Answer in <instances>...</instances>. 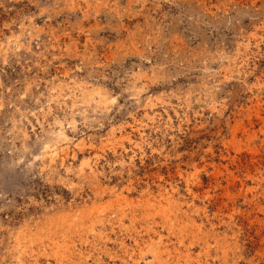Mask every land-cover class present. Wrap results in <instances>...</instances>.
Masks as SVG:
<instances>
[{
  "label": "rangeland",
  "instance_id": "1",
  "mask_svg": "<svg viewBox=\"0 0 264 264\" xmlns=\"http://www.w3.org/2000/svg\"><path fill=\"white\" fill-rule=\"evenodd\" d=\"M158 3L147 14L123 17L121 28L108 7L97 4L94 18L85 19L80 0H61L54 20L45 15L33 22L39 40L32 41L31 52L22 49L20 63L9 54V64L0 65L7 103L37 75L45 91L57 69L64 71L62 63L130 62L133 57L121 59L128 32H135L129 20L156 31L177 65L192 57L207 61L194 62L199 87L190 106L156 109L164 121L171 119L167 135L151 127L134 130L131 117L128 127L117 117L103 129H85L81 139L91 146L68 154L84 174L73 179L77 187L38 180L31 193L35 203L26 212L0 215V264H232L233 244L241 243L236 229L244 236L247 264H264V7L261 0ZM120 7L134 11L138 5L120 0ZM38 11L23 0L15 12L0 10V23L15 18L28 27L23 18ZM237 13L241 22L230 25ZM13 31L19 36L21 29ZM5 36L12 33L5 30ZM61 54L63 60H53ZM28 60L41 67L52 63L46 71L29 64L25 72ZM204 67L207 72L199 71ZM11 111L6 108L3 118ZM142 138L143 152L131 150L130 141ZM166 193L171 201L161 195Z\"/></svg>",
  "mask_w": 264,
  "mask_h": 264
},
{
  "label": "clouds",
  "instance_id": "2",
  "mask_svg": "<svg viewBox=\"0 0 264 264\" xmlns=\"http://www.w3.org/2000/svg\"><path fill=\"white\" fill-rule=\"evenodd\" d=\"M22 2L0 0V10L15 12L16 5ZM28 3L35 4L39 9L38 13L23 18L29 22L28 27L15 18L0 23V65L9 64V54L16 57V63H20L21 50L31 52L32 41L39 40L33 22L38 16L45 15L48 21L54 20L57 15L54 9L59 8L61 0H28ZM135 3L138 7L130 11L128 7H120V0H111L110 4L104 3V0H80L85 19L94 18L95 7L100 4L110 9L113 18L120 21L121 28L123 17L147 14L159 7L158 0H135ZM261 6L264 7V0H261ZM242 15L237 13L229 18L228 23L239 24ZM176 21L177 18H174L173 22ZM179 22L184 23V20L179 19ZM128 25L135 32H128L127 47L121 50V59L133 57L130 62H105L101 65L91 58H85L71 68H66L62 63L60 68H64V71L57 69L59 74L46 82L48 86L45 91L40 90L45 82L37 75L22 91L14 93L15 99L11 102L6 103L4 94L0 93V215L26 212L35 203L31 193L36 190L38 180L69 188L77 187L73 179L83 178L84 174L81 168L73 167L75 156L69 160L68 154L69 151L91 146L81 139L85 129H103L117 117L125 118L121 126L128 127L126 118L131 117L135 121L132 125L134 130L151 127L167 135L165 130L172 128L171 119L164 121L156 109L176 111L190 106L192 96L198 95V72L194 68L198 58L192 57L186 64L177 65L171 53L161 49L156 31L140 28L139 21L129 20ZM15 27L21 29L19 36L13 31ZM5 30L12 33L11 38L5 36ZM41 57L47 59L43 54ZM58 59L63 60V54L53 57V60ZM145 61L150 63L146 64ZM198 62L207 64L205 60ZM51 63L49 61L47 66H51ZM112 63H117V66L112 67ZM29 64L46 71L47 66L41 67L38 62L28 60L22 65L25 72L31 71ZM199 71L207 72L208 69L204 67ZM2 72L3 67L0 66ZM153 85L158 86L155 91H152ZM184 89H188L187 94L182 91ZM174 101L180 103L175 104ZM6 108L12 111L4 119ZM161 124L163 127H160ZM130 142L133 146L131 150L139 148L143 152L142 144L146 143V138H142L141 143ZM64 160L69 162L65 164L62 162ZM93 162L98 163L99 158L94 157ZM110 167L114 169L115 165ZM17 196L21 198L20 201L16 200ZM236 231L241 236V243L239 246L233 244L235 258L232 264H247L242 251L244 236L240 229ZM206 264H212V260L209 259ZM217 264H222V261L218 260Z\"/></svg>",
  "mask_w": 264,
  "mask_h": 264
},
{
  "label": "bare ground",
  "instance_id": "3",
  "mask_svg": "<svg viewBox=\"0 0 264 264\" xmlns=\"http://www.w3.org/2000/svg\"><path fill=\"white\" fill-rule=\"evenodd\" d=\"M163 197H165L166 198V200H168V201H171L172 199H171V196H170V194L169 193H166V195H164V194H161ZM186 214V213H185ZM178 216V215H177ZM124 245V244H123ZM166 249V248H165ZM165 251V250H164ZM168 252H169V250H167Z\"/></svg>",
  "mask_w": 264,
  "mask_h": 264
}]
</instances>
